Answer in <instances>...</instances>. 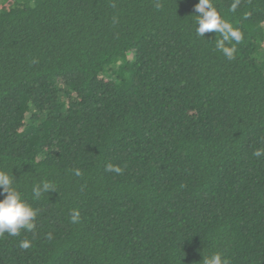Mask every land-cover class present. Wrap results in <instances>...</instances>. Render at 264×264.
I'll return each instance as SVG.
<instances>
[{"label": "trees", "instance_id": "trees-1", "mask_svg": "<svg viewBox=\"0 0 264 264\" xmlns=\"http://www.w3.org/2000/svg\"><path fill=\"white\" fill-rule=\"evenodd\" d=\"M198 2L0 0V170L37 213L0 264H264V0H212L231 60Z\"/></svg>", "mask_w": 264, "mask_h": 264}, {"label": "clouds", "instance_id": "clouds-1", "mask_svg": "<svg viewBox=\"0 0 264 264\" xmlns=\"http://www.w3.org/2000/svg\"><path fill=\"white\" fill-rule=\"evenodd\" d=\"M159 8L160 4L157 3ZM236 3L232 5V11H235ZM195 35L204 38L205 33L215 32L219 34L220 39L215 40V46L218 51L231 60L234 58L236 49L231 45L233 42L239 43L242 34L239 29L234 28L230 23L222 19L217 9L213 6L212 0H199L194 6ZM254 156L260 157L264 155V149H258L253 153ZM106 171L121 173L119 166L108 164ZM76 175H80L79 171ZM15 178L7 172L0 170V235L7 233L10 236H17L22 229L32 231L35 227L36 211L25 202L20 191L14 186ZM51 186L45 182L42 185H34L32 193L34 198H39L43 192H49ZM71 222H79V212L73 211L71 214ZM19 247L28 249L30 242L21 240ZM203 264H228L221 253H214L211 256L203 258Z\"/></svg>", "mask_w": 264, "mask_h": 264}]
</instances>
